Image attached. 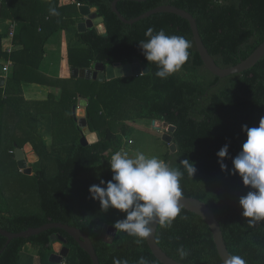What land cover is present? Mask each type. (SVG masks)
Here are the masks:
<instances>
[{"label": "trees", "instance_id": "trees-1", "mask_svg": "<svg viewBox=\"0 0 264 264\" xmlns=\"http://www.w3.org/2000/svg\"><path fill=\"white\" fill-rule=\"evenodd\" d=\"M34 1L37 9L39 4L44 7L40 15L37 11L36 19L31 21L35 32L40 29L34 35L38 47H32V50L33 54L41 53V59L44 60L45 43L62 27L59 23H53L55 17L50 15L45 3ZM71 1V6L61 7V13L75 11L78 5L95 8L98 16L105 19L106 28L105 34H99L94 27L82 33L76 30L74 37L78 46H68L71 70H89L96 63L107 66L127 64L139 59L150 72L104 83L78 79L83 90H75L73 94L63 91V98L68 100L62 104L72 125H76V122L71 109L80 96L89 102L86 109L88 127L91 132L100 135L97 143L87 147H83L77 139L65 158L56 152V147L51 150L38 149L35 144L37 136L32 133H24L23 139L14 140L10 133L5 132L4 112L10 103L9 87L12 83L8 79L6 88L0 89V144L12 142L15 148L21 149L27 143L34 146L40 160L30 167L36 178L41 213L10 216L8 205L2 202L4 195L0 189V228L10 233H21L48 223L68 224L80 229L91 239L100 264H114L116 260L138 264L141 257L148 264H162L152 253L147 239L137 244L135 238L118 231L112 244L105 243L94 232L95 219L79 216L68 195L77 178L90 173L116 151L123 150L125 140L134 130L131 122L155 120L175 127V131L170 134L177 152L171 153L168 146L163 160L174 168L181 167L179 162L184 159L196 165L193 179L185 174L181 180L182 197L198 199L211 209L231 256L239 255L247 264H264V222L249 227L247 220L242 217L239 198L250 189L243 185L238 174H231V158L241 151L247 138L242 126L256 127L264 116V57L241 74L219 78L203 63L187 20L174 14L159 13L127 25L113 12L115 0ZM168 5L185 10L194 17L204 45L220 68L235 67L264 43V0H122L117 9L124 18L132 20ZM149 27L156 31L163 29L167 35L184 36L191 42L188 61L167 79L155 77L156 65H148L139 47V42L146 39L145 31ZM8 46L9 39L0 35V59H8ZM12 58L18 63L15 53ZM68 115L64 118L67 121ZM114 125L120 129L114 131ZM225 144L230 146V158L224 161L229 169L227 172L221 169L217 157V152ZM14 152L11 148L9 155L16 163ZM48 160L54 161L56 165V173L52 177L45 168ZM116 221L108 224L114 226ZM55 235L67 240L66 246L70 253L74 251V260L70 261L68 256L63 259L64 262L93 264L78 243L60 229H52L29 239H14L9 245L8 240L0 235V264H21V254L29 245L36 249L40 264H55L50 262V256L54 254L51 238ZM156 242L170 258L182 264H224L209 225L185 209H182L181 216L176 218L171 227L158 226ZM181 246L189 253L184 259L177 253Z\"/></svg>", "mask_w": 264, "mask_h": 264}, {"label": "clouds", "instance_id": "clouds-1", "mask_svg": "<svg viewBox=\"0 0 264 264\" xmlns=\"http://www.w3.org/2000/svg\"><path fill=\"white\" fill-rule=\"evenodd\" d=\"M50 15L58 16L55 7L49 8ZM145 40L139 42L142 55L148 65H156L155 77L167 79L188 61L191 42L184 36L167 35L163 29L156 31L149 27ZM246 140L241 151L232 159V175H239L244 186L250 190L239 198L242 217L249 227L264 222V116L256 127L242 126ZM229 144L218 152V163L223 171H229L224 163L229 157ZM112 173L111 180H100L89 188L91 198L98 201L101 210L116 209L125 217L114 224V228L135 238L140 244L152 235L153 225L171 227L181 216V180L185 174L193 179L197 169L194 162L184 159L181 167H170L164 160L147 156L137 151L130 156L126 151H116L108 161ZM183 218V217H181ZM110 237V235H109ZM181 259L188 251L181 246L177 249ZM114 264H127V261H114ZM138 264H148L141 257ZM225 264H247L239 255H232Z\"/></svg>", "mask_w": 264, "mask_h": 264}, {"label": "crops", "instance_id": "crops-1", "mask_svg": "<svg viewBox=\"0 0 264 264\" xmlns=\"http://www.w3.org/2000/svg\"><path fill=\"white\" fill-rule=\"evenodd\" d=\"M39 1L45 3V7H55L60 12L58 16H54L53 23H59L62 27V30L56 32L45 43L43 49L46 58L44 60L41 59V53L38 55L33 54L32 47H38L37 41H34V35L39 33L40 29L35 32L31 24V21L36 19V12L38 11V15H40L44 5L39 4V9H37V3L34 0H8L6 2L0 0V35H4L9 39L8 59H0V64L5 66L9 62L13 63L8 75L3 76L6 79L4 87L0 88L5 89L8 79H10L12 82L9 87L10 103L5 107L4 112L5 132L10 133L14 140L16 138L23 139L22 135L24 133H32L37 136L35 144L38 149L51 150L55 149L57 145L64 148L67 146V144L64 145L65 142L71 148L76 142V135L72 139L66 140V132L60 135V132L56 131V109H65L62 103L68 100L63 98V91H68L66 84H78V79L72 77V70L68 63V46H78L74 37L75 32L77 30L81 33L79 29L84 25L87 18L81 13L82 5H78L75 11L71 10L68 14L61 13L62 6L66 7L73 4L71 0ZM11 27H14L13 38L10 37ZM14 53L18 63L12 58ZM4 99H7V96H4ZM80 100L79 96L75 105L79 109L81 108L79 107ZM63 114V118L68 115L65 110ZM70 125L75 130L77 139L80 140L82 134L78 123L73 126L70 122L67 126ZM29 146L32 152L37 155V157L33 156L35 162L29 164L30 167V165L38 163L40 157L31 143L25 144L22 149L25 150ZM96 223L107 224L99 219H95ZM29 246L25 249L33 258V263L40 264L39 256L37 253L33 255L35 251H29ZM52 257L60 258L63 261L55 252L50 256V262L54 263Z\"/></svg>", "mask_w": 264, "mask_h": 264}, {"label": "water", "instance_id": "water-1", "mask_svg": "<svg viewBox=\"0 0 264 264\" xmlns=\"http://www.w3.org/2000/svg\"><path fill=\"white\" fill-rule=\"evenodd\" d=\"M120 1L122 0H115L112 5V9L113 12L119 17V19L124 24L127 25H133L141 20L147 19L152 15L159 13L174 14L187 20L190 23L194 41L196 43L198 53L200 54L203 63L213 75L219 78H226L232 75L241 74L253 68L264 57V43H263L248 59L236 65L235 67L227 68V69L220 68L215 63L214 59L209 54V51L204 45L199 33L197 21L190 13L186 12L185 10L179 9L177 7L168 5V6H160L135 19L127 20L121 15V13L117 9V5ZM129 1L146 2L147 0H129ZM92 9L90 10L89 13H83L82 9H80L82 15L85 16L87 20L79 30L82 33V32H86L88 29L95 27L99 34H105L106 33V28L104 24L105 19L103 17L98 16L97 10L95 8ZM2 69L3 66L0 64V74L2 73ZM149 72H150L149 68L143 66L142 63L139 61V59H134L132 63H127V64L117 63L109 66L105 65L104 63H96L89 70L75 68L72 69L71 73H72V77L75 79H83L88 81L92 80V81H99L100 83H104L106 81H112L119 78L139 77L142 75H147L149 74ZM5 80H6L5 77L0 75V88L4 87ZM79 107L81 108L79 109L78 106L73 107L72 115L74 117V121L78 123L79 129L81 130L82 138L80 143L83 147H87L89 145H93L97 143L98 140L100 139V135L97 132L92 133L90 128L88 127L86 113H85V109L88 107V101L86 99H81L79 101ZM152 124L155 129H158V131L161 129L155 126L156 125L155 120L152 121ZM165 127H167V124L165 125ZM174 131H175V127L169 126L167 133L164 134L163 136V141L169 146L171 153L177 152V146L173 142V137L171 136V134ZM29 152L30 151H28V148H26L25 150L21 148H16L14 152L15 160L18 164L20 171L27 175L32 174L33 171L32 168L29 167V164L35 162L33 156L37 157V155H35L33 152L31 154H29ZM181 209H185L191 213L198 215L209 225L213 234L214 242L216 244V248L219 253V256L223 261V263L225 264V261L231 255L226 247L223 233L219 225V222L216 219L215 214L202 201L189 197L181 198ZM98 226H101L100 229H98ZM158 226H159L158 224L153 225L152 235L150 238L147 239L148 245L152 253L157 258V260L160 261L162 264H182L170 258L157 244L156 233ZM52 229H60L65 231L90 256L93 264H100L99 258L97 256L96 250L94 248L91 239L80 229L71 227L68 224L48 223L42 227L30 228L21 233H10L0 228V235H2L8 240L7 245H9L11 241L14 239H29L32 236L40 235L41 233L50 231ZM94 232L98 234L101 240H103L107 244H112L118 233V231L114 228V226L103 223H96L94 225ZM51 241L53 243L54 252L58 254L62 259L64 258L66 259L70 253V249L66 246L67 240L60 235H55L51 238Z\"/></svg>", "mask_w": 264, "mask_h": 264}, {"label": "rangeland", "instance_id": "rangeland-1", "mask_svg": "<svg viewBox=\"0 0 264 264\" xmlns=\"http://www.w3.org/2000/svg\"><path fill=\"white\" fill-rule=\"evenodd\" d=\"M95 28V27H94ZM66 89L73 94L75 90H83L82 84H66ZM74 107V106H73ZM62 108H57V118L56 122L58 125L56 131L63 135L66 132V140L72 139L75 134V130L72 126H67L70 123V116L68 115V120L63 118ZM73 108L71 109V114ZM136 122H138L136 124ZM131 122V126L134 127L133 132L125 140L126 144L123 151L128 152L130 156L139 151L143 152L147 156H155L163 160L165 153L168 151V145L164 143L163 136L167 133L165 129V124L161 123V128L159 131L153 127L152 121L148 122ZM156 127L159 125H155ZM114 131L120 129L118 125H114ZM18 136V135H16ZM81 139L79 140L80 143ZM132 141L133 144L129 145L128 142ZM66 147L56 146V152L63 158L69 156L71 148L67 142ZM13 148L16 150L15 145L12 142H3L0 144V189L3 192L4 197L2 202L9 207V215H22V214H40L41 205L40 198L36 192V178L34 173L27 175L20 171L17 162L15 163L11 156L9 155V150ZM109 158L103 159V162L96 166L90 173L84 174L77 178L71 189L69 190V199L76 213L86 219H99L103 222L112 223L115 220H121L125 217V213H122L116 209H109L107 212L101 210V206L98 201L91 198L89 188L93 184H99L100 180L104 181L111 180L112 173L110 170ZM48 175L52 177L56 173V165L52 160L47 161V166L45 167ZM29 251H35L36 249L28 247ZM37 251L34 252L35 255ZM70 261L74 260V251L69 255ZM35 260L38 262L37 258ZM61 259L53 258L52 261L57 264ZM21 264H34L33 258L28 254L27 251H23L21 254ZM66 263V262H65Z\"/></svg>", "mask_w": 264, "mask_h": 264}, {"label": "built area", "instance_id": "built-area-1", "mask_svg": "<svg viewBox=\"0 0 264 264\" xmlns=\"http://www.w3.org/2000/svg\"><path fill=\"white\" fill-rule=\"evenodd\" d=\"M10 37H12V38L14 37V27H11ZM12 65H13V63L12 62H9L7 65L3 66L1 75L6 77L8 75V73H9L10 68L12 67ZM168 128H169V126L167 125V127H165V129L168 131ZM128 144L129 145H132L133 142L132 141H129ZM11 153H13V152H11ZM57 264H66V263L64 262V260L63 261L61 260Z\"/></svg>", "mask_w": 264, "mask_h": 264}, {"label": "bare ground", "instance_id": "bare-ground-1", "mask_svg": "<svg viewBox=\"0 0 264 264\" xmlns=\"http://www.w3.org/2000/svg\"><path fill=\"white\" fill-rule=\"evenodd\" d=\"M81 9H82L83 13H89L90 10H91L89 7H85V6H82ZM89 25H92V24H89ZM156 125H159V126H157V127H160L161 123H160V122H156ZM28 151H30L29 154L32 153V151H31V147H30V146L28 147ZM100 227H101V226H98V229H100Z\"/></svg>", "mask_w": 264, "mask_h": 264}]
</instances>
